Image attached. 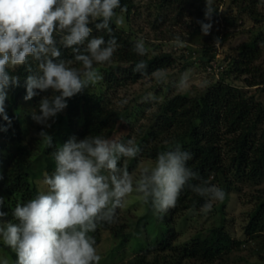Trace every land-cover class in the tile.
<instances>
[{
  "label": "trees",
  "instance_id": "trees-1",
  "mask_svg": "<svg viewBox=\"0 0 264 264\" xmlns=\"http://www.w3.org/2000/svg\"><path fill=\"white\" fill-rule=\"evenodd\" d=\"M136 1L121 0V6H126L127 9L123 12L126 18L135 13ZM221 3L222 0H212L215 13L211 21L204 19L205 0H155L154 3H149L147 9L155 12L153 24L156 26L164 23L169 13L183 15L188 10L192 15L194 32L202 34L197 21L212 23L210 31L218 24L228 31L235 28L240 15L254 17L257 5L263 4V0H229V6L219 12ZM115 11L121 13L119 8ZM96 22L99 21L90 24L93 35L103 36L107 40L109 37L106 32L95 30ZM111 27L120 46L110 62L102 64L100 68L95 66L103 75L102 89L97 93L84 89L67 100V108L48 119L47 123L52 126L44 130L53 137L51 148L38 135L44 125L31 118L32 111L36 110L39 114V101L47 92L25 101L24 78L28 73L23 66L14 71L9 69L10 74L20 76L21 86L10 88L5 105L12 124L7 131H0V197L4 200L3 211L7 213L2 218L3 222L15 223L12 215L15 205L25 203L41 193L37 181L43 172L51 175L55 171L52 153L73 135L78 141L88 135H102L108 139L120 129L126 128L127 132L120 135L117 142L126 143L128 139H134L141 148L135 159H122L121 164H118V167L126 166L129 172L135 168L140 158L155 161L159 152L175 150L177 144L181 146L180 151L191 153L192 159L186 161V165L197 178L188 181L176 207L164 213L168 216H173L182 209L195 193L193 186L209 188L205 182L210 178L226 194L225 199L218 201L216 207L220 215L224 213L229 194L238 189L237 184L258 185L264 181V66L260 63L264 38L261 32L235 49L234 54L229 57L228 65L219 73L218 80L204 93L191 97L174 94L167 87L161 100L154 101L155 108L148 115L147 123L135 128L131 119L143 117V106L148 102L144 105L131 102L124 107H118L112 102L111 95L128 85L149 78L156 69L173 67L175 58L171 53L150 49L146 44L147 54L139 56L133 50L137 40L132 33L118 28L114 21ZM227 34L222 33L220 42L225 40ZM207 52L206 48L198 52L196 62L213 61L215 51L212 50L210 54ZM61 53V58H71L70 49H63L61 46ZM140 60H144L147 67L140 72H134L133 69ZM29 61L35 70L36 62L31 57ZM141 72L148 75L141 76ZM159 93L160 91L156 92ZM0 125L7 127V122L2 117ZM31 129L33 132L30 135ZM117 211L114 223L102 222L94 233H90L95 237V246L100 241L102 231L115 230L119 225ZM153 212L155 211L151 204H145V211L136 221V233L141 228L147 231V220ZM164 214H157V218L165 227L159 230L152 241H149V235L146 234L145 246L120 264H232L230 260L233 250L243 243H251L255 262L264 264V193L257 196L248 213L243 226L246 237L243 241L231 236L222 218L218 225L195 234L189 243L175 245V236L163 217ZM123 226L119 225V228ZM118 233L119 230L116 234ZM136 233L120 234L122 239L127 240L137 237Z\"/></svg>",
  "mask_w": 264,
  "mask_h": 264
},
{
  "label": "clouds",
  "instance_id": "clouds-1",
  "mask_svg": "<svg viewBox=\"0 0 264 264\" xmlns=\"http://www.w3.org/2000/svg\"><path fill=\"white\" fill-rule=\"evenodd\" d=\"M118 8L121 13L127 11L121 0H0V117L7 122V127L0 125V131L12 124L5 105L8 90L21 86L20 76L10 74L9 69L23 66L28 73L25 101L52 92L40 99L39 114L34 110L31 118L44 125L38 135L53 147V137L44 130L52 126L48 119L67 108L68 99L103 80L94 65L110 62L120 46L111 27L113 21L123 23L115 11ZM214 13L212 0H205L204 19L211 21ZM97 20L95 30L106 32L107 40L93 35L90 24ZM197 23L203 35L210 33L212 23ZM219 39L215 38L217 45ZM61 46L71 50L70 59L61 58ZM133 50L139 56L148 52L142 39ZM30 57L36 62L35 70ZM146 67L140 60L133 71ZM147 75L141 72V76ZM151 76L161 80L165 72L156 69ZM180 83L183 85L184 78ZM180 147L177 144L175 150L159 152L154 166L142 168L134 178L126 166L118 167L122 159L140 154L134 139L121 143L102 135L79 141L75 135L69 137L52 153L56 167L43 179L47 191L15 205L12 215L16 222L0 224V239L14 250L16 264H100L102 257L90 233L102 222L114 223L116 211L125 206L127 197L135 193L157 214H164L176 207L188 181L197 178L186 165L192 154ZM193 191L201 196L210 192L215 201H223L226 195L215 186H193ZM3 207L0 197V219L7 216ZM211 209L212 203H205L201 211L206 214ZM0 264H8V260Z\"/></svg>",
  "mask_w": 264,
  "mask_h": 264
},
{
  "label": "rangeland",
  "instance_id": "rangeland-1",
  "mask_svg": "<svg viewBox=\"0 0 264 264\" xmlns=\"http://www.w3.org/2000/svg\"><path fill=\"white\" fill-rule=\"evenodd\" d=\"M150 2L154 3L155 0H137L135 13L130 14L129 18H126L123 13H117L118 16H122L123 23L120 25L116 24V26L128 33H132L136 40L142 39L150 49L171 53L175 58V64L173 67L164 70L165 77L161 80L150 76L111 95L112 102L118 107H124L131 102L137 105H144V103L148 102L146 106H143V117L131 119L135 128H140L141 125L147 123L148 115L155 108L154 101L158 102L161 100L162 94H164L167 87L171 88L174 94L180 93L191 97L204 93L218 80L219 73L228 65L229 57L234 54L235 49L241 43L249 41L259 32L264 38V0L263 4L257 5L254 17L242 14L238 18L235 28L226 31L218 24L208 35L194 32L191 22L192 15H190L188 10L184 11L183 15L171 12L166 16L164 23L156 26V24H153L156 16L155 12L147 9ZM228 6L229 0H222L219 12H223ZM224 32L228 33L225 40L220 42L219 39L217 45L215 38H221ZM204 48L208 50L207 54H210L212 50L215 51L213 61L209 63L196 62L195 58L198 52L200 53ZM189 49L191 53H189ZM260 63L264 66V49ZM94 66L100 68L102 64ZM208 67H211L212 70H208ZM97 70L100 72L99 69ZM182 78H184L183 85L180 83ZM85 89L97 93L102 89V82L90 85ZM157 91H160V93L156 94ZM250 92H253V90H250ZM9 94L10 89L8 90V96ZM51 95L52 92L49 90L47 96ZM147 97H151V99H146ZM262 99H264V96ZM22 102L25 105L23 100ZM15 113L20 115L18 111H15ZM32 132L31 129L30 135ZM126 132V128H122L108 139L117 141L119 136ZM154 163L155 161L153 160L140 158L130 173L134 178L138 177L142 168L154 166ZM45 175L46 173L43 172V175L37 181L40 192L47 191V186L43 184ZM205 185L209 188L213 186L218 188L216 182H213V178L206 181ZM237 187L238 189L233 190L229 194V200L222 215L216 208L218 200L212 199L210 192L203 196L194 193L179 212L173 216L164 214L163 217L166 218L169 228L175 236V245L182 246L189 243L195 234L211 226L218 225L222 222V218L226 229L234 239L239 241L246 239L243 233V226L257 196L264 193V181L258 185L240 183L237 184ZM205 203H212L211 211L206 214L201 211ZM144 211L145 204L142 203L137 194L133 193L126 198L125 206L122 209L118 208L117 211L118 224L124 226L119 228L118 225L115 230L101 232L100 241L96 246L98 254L102 257L100 264H120L126 261L134 256L141 247L145 246L146 234L149 235V241H152L159 230L165 227L164 223L157 218V213L153 212L147 220L145 228L147 231L141 228L136 233V221ZM0 224L6 223L0 219ZM118 230L119 233L116 234ZM120 233L132 235L136 233L137 237L124 240L121 238ZM251 250V243H243L240 246H236L231 254L230 261L232 264H257ZM4 259L8 260V264H16L17 257L14 250L5 246L2 239H0V261ZM185 264L198 263L187 262Z\"/></svg>",
  "mask_w": 264,
  "mask_h": 264
},
{
  "label": "built area",
  "instance_id": "built-area-1",
  "mask_svg": "<svg viewBox=\"0 0 264 264\" xmlns=\"http://www.w3.org/2000/svg\"><path fill=\"white\" fill-rule=\"evenodd\" d=\"M207 69H208V70H212V68H211V67H208Z\"/></svg>",
  "mask_w": 264,
  "mask_h": 264
}]
</instances>
